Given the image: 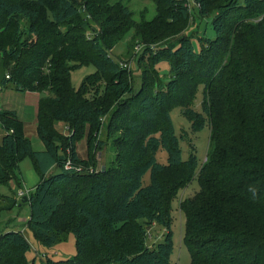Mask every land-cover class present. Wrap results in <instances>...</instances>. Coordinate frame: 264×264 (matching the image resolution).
<instances>
[{
	"label": "trees",
	"instance_id": "obj_1",
	"mask_svg": "<svg viewBox=\"0 0 264 264\" xmlns=\"http://www.w3.org/2000/svg\"><path fill=\"white\" fill-rule=\"evenodd\" d=\"M112 1L0 0L6 69L0 87L13 82L17 91L41 94L37 135L45 146L35 151L17 112L0 109V212L20 202L1 187L20 184V163L30 156L40 180L26 196L28 228L46 247L69 232L76 239L73 258L43 264H173L172 202L197 173L199 191L180 203L189 264H264V0H151L159 17L184 26L193 9L208 18L214 35L181 36L163 45L153 63H168L176 78L155 82L147 74L137 92L111 55L132 29V12L122 0ZM90 22L96 24L93 36L86 33ZM90 64L96 73L76 89L71 72ZM98 78L102 88L93 83ZM201 88V112L178 95L194 100ZM125 95L114 112L121 123L113 129L112 117L105 128L117 145L115 156L97 170L103 118ZM173 106L182 107L192 133L209 126L204 162L188 135H177ZM84 135L86 158L77 150ZM182 141L190 148L186 160ZM160 150L166 163L158 160ZM169 172L178 173L172 188L163 178ZM156 224L165 228L164 238L152 243ZM30 249L21 231L0 234V264H31Z\"/></svg>",
	"mask_w": 264,
	"mask_h": 264
},
{
	"label": "rangeland",
	"instance_id": "obj_2",
	"mask_svg": "<svg viewBox=\"0 0 264 264\" xmlns=\"http://www.w3.org/2000/svg\"><path fill=\"white\" fill-rule=\"evenodd\" d=\"M80 3L82 0H78ZM113 2H119V0H113ZM122 4L127 5L132 12L130 24L132 29L129 33L117 44L111 51V55L115 60L119 61L122 67L127 71L128 78L132 89L137 92L140 91L145 77L148 74L151 80L155 82L167 81L168 79L176 78V74L169 66L168 63L163 62L160 64L153 63L154 55L161 49L163 45L169 43H175L181 36H206L213 37L214 33L211 25L208 22V18L199 16L196 11L192 9L193 17L191 16L188 24L184 26L182 23L168 22L165 17H159L155 3L151 0H122ZM210 19V18H209ZM89 29L86 33L88 36H93L96 31V24L90 22ZM140 32L149 33V36H141ZM142 34V33H141ZM195 45L198 44L197 39H194ZM229 55L226 57L228 59ZM94 65H85L71 72V83L78 89L83 83L86 76L96 73ZM6 69L4 67V61L0 58V79L4 77ZM153 75V79H152ZM96 87L102 88L104 86L103 80L98 78L94 81ZM189 85L187 80L184 81V86ZM33 92H20L17 91L13 82L7 83L3 88L0 87V107L3 109H14L25 121L31 122L34 120L35 110L37 112V102L34 98ZM37 93V92H34ZM93 93V92H91ZM92 95V94H91ZM182 98L184 104H189L188 107L195 109L196 111H202V88L198 90L196 98L194 100L187 98L183 93H178ZM127 96H121L120 102H115L110 106V111L105 118H103L104 131L101 134V140L103 141V148L96 152V165L97 170L109 167L113 160L117 145L113 142L112 137H107L105 128L109 127L110 119L113 117V124L121 123L122 116L116 118L114 112H117L116 107H122L121 103L125 104L126 100L122 102L123 98ZM119 99V98H118ZM128 99V98H126ZM182 107H171V116L177 135L183 131L188 135L191 143L196 146V154L199 162H204L208 152L210 128L207 125L203 130L198 133H192L190 123L182 114ZM37 118V116H36ZM59 131L69 134V130L65 127V124H57ZM114 129V128H113ZM112 129V130H113ZM4 130L0 124V142ZM28 137L31 139L33 148H38V144L42 141L37 137L29 133ZM181 148L183 150V159L186 160L189 157V144L187 141L181 142ZM77 150L80 155L87 157V137L84 135L82 139L77 142ZM158 160L161 163H166L167 153L165 151H159L157 154ZM85 171H92V167L85 168ZM21 177H19L20 184L14 180L11 182L10 187H1L3 194H16V197L20 202L16 207L12 209H2L0 212V234L8 231H21L27 238L31 245L30 251L27 253L28 259L31 264H43V261L47 259L67 260L73 258L76 254V239L75 235L71 232L66 234V237L56 244L46 247L36 240L32 231L28 228L27 224L30 218V205L23 201L24 197L19 196L20 189L33 191L38 184L40 177L34 166L33 159L30 156L24 157L20 163ZM168 187H173L178 181V173L169 172L168 175L163 177ZM144 183H149V173L144 177ZM27 191V192H28ZM199 191V184L197 181V173L194 179L186 186L182 188L177 197L172 202L171 211V228L173 231L174 239V253L172 255L173 264H189L191 261V255L188 249L183 244V234L185 229V215L181 211L180 203L186 198L192 197ZM28 196V194L26 195ZM25 196V197H26ZM165 228L161 225H153L150 228V242L156 243L163 241Z\"/></svg>",
	"mask_w": 264,
	"mask_h": 264
},
{
	"label": "crops",
	"instance_id": "obj_3",
	"mask_svg": "<svg viewBox=\"0 0 264 264\" xmlns=\"http://www.w3.org/2000/svg\"><path fill=\"white\" fill-rule=\"evenodd\" d=\"M30 94H34V98L36 99V102H37V106H38V102H39V99H40V97H41V94H39V93H30ZM0 109H2L1 107H0ZM4 109V108H3ZM11 110H14V109H11ZM15 111V110H14ZM37 111H38V108H37ZM17 114H18V112H17ZM19 115V114H18ZM36 116H37V112H36V110H35V115H34V120L32 119V121L31 122H29L28 120L27 121H25L24 119H23V117L22 116H20L19 115V117L24 121V125H25V134H26V136H28L29 135V133L31 134V135H33V136H37L38 137V135H37V118H36ZM3 136H4V134H3ZM2 136V137H3ZM39 138V137H38ZM40 139V138H39ZM33 145V144H32ZM45 149V146H44V144H43V142L40 144H38V148H36V149H34L35 151H43ZM21 190V189H20ZM28 191V190H27ZM25 201V200H24Z\"/></svg>",
	"mask_w": 264,
	"mask_h": 264
},
{
	"label": "built area",
	"instance_id": "obj_4",
	"mask_svg": "<svg viewBox=\"0 0 264 264\" xmlns=\"http://www.w3.org/2000/svg\"><path fill=\"white\" fill-rule=\"evenodd\" d=\"M7 78H9V76H7ZM69 166H70V162L67 163V167ZM19 192H20L19 193L20 197H25L29 193V191L27 192L26 190H23V189H21Z\"/></svg>",
	"mask_w": 264,
	"mask_h": 264
},
{
	"label": "water",
	"instance_id": "obj_5",
	"mask_svg": "<svg viewBox=\"0 0 264 264\" xmlns=\"http://www.w3.org/2000/svg\"><path fill=\"white\" fill-rule=\"evenodd\" d=\"M27 201V197H25V202Z\"/></svg>",
	"mask_w": 264,
	"mask_h": 264
}]
</instances>
